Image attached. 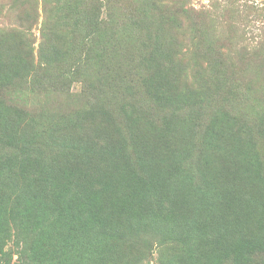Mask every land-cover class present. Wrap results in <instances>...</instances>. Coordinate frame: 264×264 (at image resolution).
I'll use <instances>...</instances> for the list:
<instances>
[{
  "label": "trees",
  "instance_id": "trees-1",
  "mask_svg": "<svg viewBox=\"0 0 264 264\" xmlns=\"http://www.w3.org/2000/svg\"><path fill=\"white\" fill-rule=\"evenodd\" d=\"M110 2L58 1L38 62L0 33V254L15 218L37 264H133L144 234L167 264H264V45L223 51L156 0ZM75 81L88 105L59 118L11 99Z\"/></svg>",
  "mask_w": 264,
  "mask_h": 264
},
{
  "label": "rangeland",
  "instance_id": "rangeland-1",
  "mask_svg": "<svg viewBox=\"0 0 264 264\" xmlns=\"http://www.w3.org/2000/svg\"><path fill=\"white\" fill-rule=\"evenodd\" d=\"M60 0H0V33H15L23 39V45L33 46L35 61L38 62L45 37L52 31L51 28L59 25L52 23L56 20V5ZM131 8L142 5V0H123ZM160 7H170L184 14L186 21L196 24L205 30L203 38L213 41L223 51H236L241 48H259L264 45V0H156ZM118 6L116 0H111L110 7L115 10ZM119 7V6H118ZM110 8V9H111ZM57 10V9H56ZM102 17H106L109 9L102 8ZM121 12H119L120 14ZM157 16H141L155 21L156 28L162 29L164 21L160 12ZM169 22L165 24L170 31ZM186 27V26H185ZM63 32L68 34L65 29ZM62 34L66 35L65 33ZM151 32H154L151 29ZM198 37L200 30L197 31ZM148 31L144 33L147 35ZM185 43L184 51L190 53L193 40L191 33L180 36ZM187 55V54H186ZM244 66L242 70H244ZM246 69V68H245ZM245 80L258 77L256 70L246 71ZM261 80L255 85L258 98L264 105V70ZM254 79V78H253ZM69 89H40L25 90L23 94L11 96L20 106L27 109L30 114L45 117H61L81 110L85 103V94L82 93L81 82L67 84ZM27 88H29L27 86ZM13 92V91H12ZM11 92V93H12ZM88 105V103H87ZM88 108V107H87ZM51 115V117H50ZM53 119V118H51ZM12 235L8 237L0 254V264H37L39 255L32 248L34 234L27 229L19 228V221L11 219ZM140 236V235H139ZM141 257L133 264H167L161 254V244L152 234H144V242L139 245Z\"/></svg>",
  "mask_w": 264,
  "mask_h": 264
}]
</instances>
